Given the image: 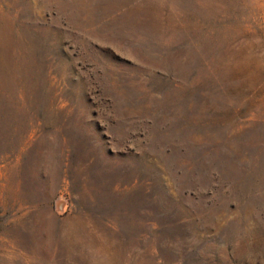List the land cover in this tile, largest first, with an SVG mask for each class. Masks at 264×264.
Segmentation results:
<instances>
[{
	"label": "rangeland",
	"instance_id": "374dc122",
	"mask_svg": "<svg viewBox=\"0 0 264 264\" xmlns=\"http://www.w3.org/2000/svg\"><path fill=\"white\" fill-rule=\"evenodd\" d=\"M0 264H264V0H0Z\"/></svg>",
	"mask_w": 264,
	"mask_h": 264
},
{
	"label": "bare ground",
	"instance_id": "6f19581e",
	"mask_svg": "<svg viewBox=\"0 0 264 264\" xmlns=\"http://www.w3.org/2000/svg\"><path fill=\"white\" fill-rule=\"evenodd\" d=\"M60 205V204H59ZM65 234V233H64ZM21 250V249H20ZM14 256V255H13Z\"/></svg>",
	"mask_w": 264,
	"mask_h": 264
}]
</instances>
